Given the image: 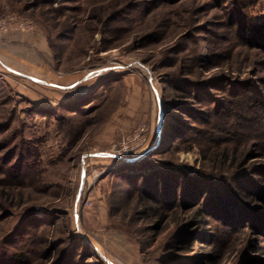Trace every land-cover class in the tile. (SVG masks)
<instances>
[{
    "label": "rangeland",
    "instance_id": "obj_1",
    "mask_svg": "<svg viewBox=\"0 0 264 264\" xmlns=\"http://www.w3.org/2000/svg\"><path fill=\"white\" fill-rule=\"evenodd\" d=\"M0 21V264H264V0Z\"/></svg>",
    "mask_w": 264,
    "mask_h": 264
},
{
    "label": "trees",
    "instance_id": "obj_2",
    "mask_svg": "<svg viewBox=\"0 0 264 264\" xmlns=\"http://www.w3.org/2000/svg\"><path fill=\"white\" fill-rule=\"evenodd\" d=\"M260 37L263 36L262 33H257ZM222 159H225V155L222 154ZM201 210L197 211V214L200 213ZM12 260L16 262V264H25L28 262V258L25 255L17 254L12 257Z\"/></svg>",
    "mask_w": 264,
    "mask_h": 264
},
{
    "label": "built area",
    "instance_id": "obj_3",
    "mask_svg": "<svg viewBox=\"0 0 264 264\" xmlns=\"http://www.w3.org/2000/svg\"><path fill=\"white\" fill-rule=\"evenodd\" d=\"M2 25V21H0V26Z\"/></svg>",
    "mask_w": 264,
    "mask_h": 264
}]
</instances>
